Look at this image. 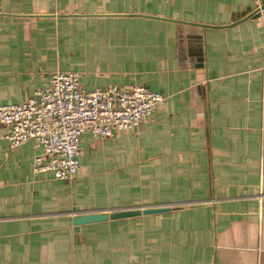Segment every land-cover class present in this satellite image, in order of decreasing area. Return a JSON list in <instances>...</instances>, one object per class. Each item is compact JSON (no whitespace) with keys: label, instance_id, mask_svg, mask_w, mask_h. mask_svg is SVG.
Here are the masks:
<instances>
[{"label":"crops","instance_id":"obj_1","mask_svg":"<svg viewBox=\"0 0 264 264\" xmlns=\"http://www.w3.org/2000/svg\"><path fill=\"white\" fill-rule=\"evenodd\" d=\"M262 6L0 0V105L56 71L164 96L137 128L84 134L69 180L34 172L40 149L0 123V264H264ZM147 207L168 209L73 223Z\"/></svg>","mask_w":264,"mask_h":264},{"label":"built area","instance_id":"obj_2","mask_svg":"<svg viewBox=\"0 0 264 264\" xmlns=\"http://www.w3.org/2000/svg\"><path fill=\"white\" fill-rule=\"evenodd\" d=\"M163 100L162 94L140 84L87 89L80 72L56 71L24 102L0 105V123L8 126L1 138L10 148L32 140L40 149L33 171L69 180L79 168L84 134L108 137L114 129L137 128Z\"/></svg>","mask_w":264,"mask_h":264},{"label":"water","instance_id":"obj_3","mask_svg":"<svg viewBox=\"0 0 264 264\" xmlns=\"http://www.w3.org/2000/svg\"><path fill=\"white\" fill-rule=\"evenodd\" d=\"M264 6H262V9ZM258 9L253 11L251 14L252 16L258 15ZM168 208L166 207H147L142 210L140 209H122L119 211H114L110 214L105 213V212H90V213H82L79 215H76L73 218V223L74 224H84V223H91V222H96V221H102L106 220L108 218L110 219H116V218H122V217H131L135 215H140L141 213L147 214V213H155V212H162L164 210H167Z\"/></svg>","mask_w":264,"mask_h":264}]
</instances>
